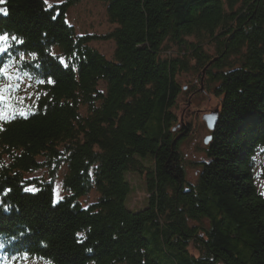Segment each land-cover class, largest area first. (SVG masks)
Here are the masks:
<instances>
[{
  "label": "trees",
  "instance_id": "trees-1",
  "mask_svg": "<svg viewBox=\"0 0 264 264\" xmlns=\"http://www.w3.org/2000/svg\"><path fill=\"white\" fill-rule=\"evenodd\" d=\"M97 1L116 25L113 60L67 23L70 3L0 0V35L16 38L0 77L23 55L40 85L31 109L0 119V264H264V0ZM186 92L221 100L196 183L178 148L186 132L173 133ZM41 169L50 180L27 177ZM130 171L149 187L138 212Z\"/></svg>",
  "mask_w": 264,
  "mask_h": 264
},
{
  "label": "rangeland",
  "instance_id": "rangeland-1",
  "mask_svg": "<svg viewBox=\"0 0 264 264\" xmlns=\"http://www.w3.org/2000/svg\"><path fill=\"white\" fill-rule=\"evenodd\" d=\"M72 1V3L70 2ZM45 2V0H44ZM48 3L53 6H63L70 3L66 11L67 23L74 27L77 36L95 37L90 42V46L98 50L107 59L113 60L115 52V41L105 38L113 29L115 24L109 22L107 13L108 5L105 2L97 0H48ZM48 3H45L48 6ZM14 40L10 37L4 47L7 51L3 54H8L10 46ZM177 53L175 47L164 49L163 56H174ZM3 54H0L3 55ZM210 54L215 56V49H210ZM30 58V57H28ZM27 57L20 58L10 57L7 59L4 68L1 71L0 77V119L2 117L13 115V113L24 114L27 110L35 105L39 97V82L32 79L31 76L22 68V61ZM182 85H190V82L195 81L196 75L192 76L184 74L180 76ZM102 88V87H101ZM203 90V88H200ZM189 92L184 93L177 100L175 113L178 115L174 134L186 132V137L183 138L178 146L181 157L185 162V170H187V181L196 183L201 172L199 163L207 160L205 150L209 145L205 144V140L211 135V130L204 121V116L208 113L219 111L220 99H216L212 93H197L191 96ZM86 109H83L85 112ZM211 142V141H210ZM209 142V143H210ZM148 166V160L141 159ZM256 179L259 189L264 193V156L258 154L256 159ZM67 167L63 165L57 173V179L54 183L55 198L62 199L67 192L63 187L64 174ZM30 179L50 180L47 169L38 170L33 174H28ZM125 178L131 186L126 199V207L131 211H142L149 205V190L146 174L137 172H126ZM99 198L96 191H92L87 196L80 199L84 207L95 204ZM28 262V261H27ZM25 264H49L45 261L32 260Z\"/></svg>",
  "mask_w": 264,
  "mask_h": 264
},
{
  "label": "water",
  "instance_id": "water-1",
  "mask_svg": "<svg viewBox=\"0 0 264 264\" xmlns=\"http://www.w3.org/2000/svg\"><path fill=\"white\" fill-rule=\"evenodd\" d=\"M219 115H220V112L219 111H216V112H213V113H208V115H205L204 116V121L205 123L208 125V128L211 130V131H214L215 128L217 127L218 125V119H219ZM212 140V136H209V138H207L205 140V144L206 145H209V142Z\"/></svg>",
  "mask_w": 264,
  "mask_h": 264
},
{
  "label": "snow or ice",
  "instance_id": "snow-or-ice-1",
  "mask_svg": "<svg viewBox=\"0 0 264 264\" xmlns=\"http://www.w3.org/2000/svg\"><path fill=\"white\" fill-rule=\"evenodd\" d=\"M45 3H48V0H45ZM48 7L51 9L54 6H53V4L48 3ZM0 12H4L6 14V10L0 9ZM12 39H16V38L12 37ZM8 40H9V37L7 34L0 35V54H3L7 51V48L4 47L3 45H5ZM0 99H2V97H0Z\"/></svg>",
  "mask_w": 264,
  "mask_h": 264
}]
</instances>
